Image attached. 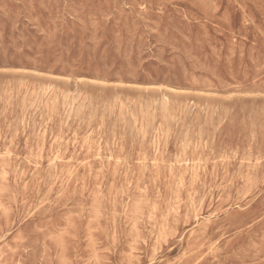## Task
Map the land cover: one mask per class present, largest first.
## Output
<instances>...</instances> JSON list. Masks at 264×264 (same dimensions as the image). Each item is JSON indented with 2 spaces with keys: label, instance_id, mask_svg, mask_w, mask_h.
Here are the masks:
<instances>
[{
  "label": "rangeland",
  "instance_id": "rangeland-1",
  "mask_svg": "<svg viewBox=\"0 0 264 264\" xmlns=\"http://www.w3.org/2000/svg\"><path fill=\"white\" fill-rule=\"evenodd\" d=\"M0 264H264V0H0Z\"/></svg>",
  "mask_w": 264,
  "mask_h": 264
},
{
  "label": "bare ground",
  "instance_id": "bare-ground-1",
  "mask_svg": "<svg viewBox=\"0 0 264 264\" xmlns=\"http://www.w3.org/2000/svg\"><path fill=\"white\" fill-rule=\"evenodd\" d=\"M59 12V11H58ZM14 23V22H13ZM94 25H96V24H94ZM77 78V77H76ZM72 79V78H71ZM79 80V79H78ZM73 84V83H72ZM37 90V89H36ZM212 96V95H211ZM40 158V157H39ZM118 160V159H117ZM251 257V256H250Z\"/></svg>",
  "mask_w": 264,
  "mask_h": 264
}]
</instances>
